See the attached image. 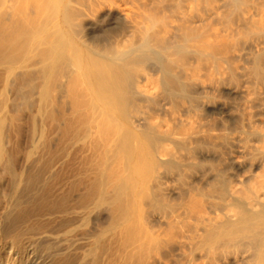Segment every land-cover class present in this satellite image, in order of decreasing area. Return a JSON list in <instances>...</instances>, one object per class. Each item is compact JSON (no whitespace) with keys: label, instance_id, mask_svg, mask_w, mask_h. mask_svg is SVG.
Here are the masks:
<instances>
[{"label":"rangeland","instance_id":"1","mask_svg":"<svg viewBox=\"0 0 264 264\" xmlns=\"http://www.w3.org/2000/svg\"><path fill=\"white\" fill-rule=\"evenodd\" d=\"M75 5L78 28L89 44L99 45L113 35L121 48L138 45L147 33L131 29L128 20L144 13L154 17L151 44L136 52L160 50V55L146 58L134 70L139 78L151 75L136 93L133 115L140 118V129L157 134L160 182H147L155 198L153 193L136 196L135 219L152 241L134 264H244L248 250L234 238L204 240L205 218L220 214L215 204L222 194L212 181L222 176L242 186L258 168L254 164L264 146V95L259 93L264 86V0H77ZM241 86L245 92L230 91ZM88 92L81 76L69 79L64 91L53 89L52 97L59 101L43 116L37 95L28 93L24 80H15L5 92L3 105L13 115L7 153L17 170L34 171L36 164L47 168L54 162L49 198L67 191L66 178L91 172L99 159L100 133L85 142L72 138L86 113L81 102ZM34 118L44 133L27 159ZM123 160L116 158L111 169L119 170ZM7 182L8 173L0 171V218ZM35 205L24 201L22 214L10 215L20 217L17 226L0 231V264L17 262L20 257L3 246L28 227L33 228L22 241L42 236L53 243L34 251L38 262L124 264L111 229L103 232L98 250L96 237L83 238V232L95 227L93 221L76 222L64 233L52 227L58 213L47 214ZM46 228L53 230L51 236L44 235Z\"/></svg>","mask_w":264,"mask_h":264},{"label":"bare ground","instance_id":"2","mask_svg":"<svg viewBox=\"0 0 264 264\" xmlns=\"http://www.w3.org/2000/svg\"><path fill=\"white\" fill-rule=\"evenodd\" d=\"M76 1L0 0V171L8 173L0 231L17 226L20 217L10 215L15 211L21 215L20 207L26 201L36 204L35 208L44 207L47 214L58 213V219H52V227L64 233L70 232L76 222L93 221L95 227L83 232V238L96 237L98 250L102 248L103 232L111 229V241L118 243L123 263L134 264L152 241V235L135 219L136 196L154 194L155 198L156 192L149 191L147 182L155 186L160 182V174L155 171L159 164L157 134L140 129L141 120L133 115L137 108L136 93L151 75L139 78L134 70L146 58L160 55V50L136 52L151 44L154 17L152 13H144L128 20L131 29L147 33L138 45L129 43L121 48L122 42L113 35L99 45L89 44L78 28L80 12ZM77 75L83 78L89 92L83 94L81 104L86 113L72 138L85 142L100 133L99 159L91 172L66 178L67 191L49 198L48 181L55 177L54 162L47 168L36 164L34 171L17 170L7 153L6 137L13 115L3 105L4 95L12 82L24 80L28 93L37 95L38 113L43 116L59 101L53 99V89L64 91L67 81ZM230 91L240 94L245 89L232 87ZM259 93L264 95V86ZM32 124L27 159L44 133L35 118ZM119 157L124 158L122 167L111 169L112 162ZM35 161L32 158L33 165ZM254 166L258 168L243 179L242 186L222 176L212 181L213 189L222 194L215 204L220 214L205 218L204 240L234 238L248 250L244 264H264V146ZM31 228H21L17 237L5 242L4 250L20 257L15 264L26 261V264H52L34 258L36 249H48L52 242L42 236L37 241H22ZM44 231L47 237L53 234V230ZM46 255L45 252L43 256Z\"/></svg>","mask_w":264,"mask_h":264}]
</instances>
